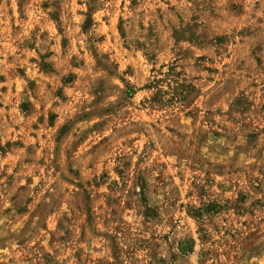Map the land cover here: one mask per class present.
Masks as SVG:
<instances>
[{
	"label": "rangeland",
	"instance_id": "374dc122",
	"mask_svg": "<svg viewBox=\"0 0 264 264\" xmlns=\"http://www.w3.org/2000/svg\"><path fill=\"white\" fill-rule=\"evenodd\" d=\"M0 264H264V0H0Z\"/></svg>",
	"mask_w": 264,
	"mask_h": 264
},
{
	"label": "trees",
	"instance_id": "16d2710c",
	"mask_svg": "<svg viewBox=\"0 0 264 264\" xmlns=\"http://www.w3.org/2000/svg\"><path fill=\"white\" fill-rule=\"evenodd\" d=\"M173 70L172 69H170V72H172ZM172 75H175V74H172ZM168 76H171V74H168ZM171 100H174V99H171Z\"/></svg>",
	"mask_w": 264,
	"mask_h": 264
}]
</instances>
